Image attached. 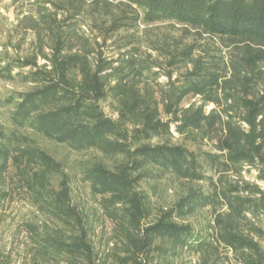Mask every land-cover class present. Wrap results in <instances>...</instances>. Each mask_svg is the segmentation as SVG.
I'll return each instance as SVG.
<instances>
[{"label": "trees", "instance_id": "obj_1", "mask_svg": "<svg viewBox=\"0 0 264 264\" xmlns=\"http://www.w3.org/2000/svg\"><path fill=\"white\" fill-rule=\"evenodd\" d=\"M27 19L36 53L0 56L25 87L0 96V182L27 170L31 264H264V0H61ZM30 134L111 159L82 174L108 257ZM164 180L177 197L157 207L144 185Z\"/></svg>", "mask_w": 264, "mask_h": 264}, {"label": "rangeland", "instance_id": "obj_2", "mask_svg": "<svg viewBox=\"0 0 264 264\" xmlns=\"http://www.w3.org/2000/svg\"><path fill=\"white\" fill-rule=\"evenodd\" d=\"M54 2L61 3V0H1L0 56L35 54L40 44L39 36L34 29L27 26V18H37V11L40 8H53ZM23 89L24 86L7 82L0 77V96ZM28 143L47 151L61 163L69 178L73 203L87 213L92 224V238L95 245L103 257H108L115 243L114 225L103 214L101 196L92 193L82 174L91 160L102 158L110 163L111 159L104 158L94 149L73 150L64 144L36 134L29 135ZM25 171L26 168L18 166V163H11L0 182V189L8 194L6 201L0 206V264H31L33 260L30 253V238L24 223L27 220L39 219V216L34 213L26 188L22 185ZM247 176L254 180L253 175ZM175 185L164 180L155 183L154 188L151 184L144 185V188L151 194L155 206L160 207L172 203L177 197L178 189ZM261 185L264 187V183ZM197 218L200 219V216L192 220L195 221ZM195 259V256L190 255L187 263L195 262ZM108 264L112 263L109 261Z\"/></svg>", "mask_w": 264, "mask_h": 264}]
</instances>
